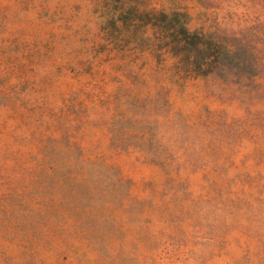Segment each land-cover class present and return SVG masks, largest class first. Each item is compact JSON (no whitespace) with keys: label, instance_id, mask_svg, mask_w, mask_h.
Listing matches in <instances>:
<instances>
[{"label":"rangeland","instance_id":"rangeland-1","mask_svg":"<svg viewBox=\"0 0 264 264\" xmlns=\"http://www.w3.org/2000/svg\"><path fill=\"white\" fill-rule=\"evenodd\" d=\"M120 1L0 0V264H264V74L184 76ZM140 4L264 53V0Z\"/></svg>","mask_w":264,"mask_h":264},{"label":"trees","instance_id":"trees-1","mask_svg":"<svg viewBox=\"0 0 264 264\" xmlns=\"http://www.w3.org/2000/svg\"><path fill=\"white\" fill-rule=\"evenodd\" d=\"M187 16L142 9L140 0L120 1L108 14L106 35H130L139 47L142 29L156 34L160 51L175 60L184 76L212 78L226 84H240L264 74V53L244 31L214 28L211 32L189 30ZM132 30L126 31L125 28ZM141 32V33H140Z\"/></svg>","mask_w":264,"mask_h":264}]
</instances>
